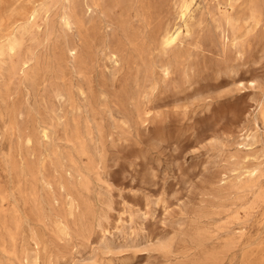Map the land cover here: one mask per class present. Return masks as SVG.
<instances>
[{"label":"rangeland","instance_id":"rangeland-1","mask_svg":"<svg viewBox=\"0 0 264 264\" xmlns=\"http://www.w3.org/2000/svg\"><path fill=\"white\" fill-rule=\"evenodd\" d=\"M0 264H264V0H0Z\"/></svg>","mask_w":264,"mask_h":264},{"label":"bare ground","instance_id":"bare-ground-1","mask_svg":"<svg viewBox=\"0 0 264 264\" xmlns=\"http://www.w3.org/2000/svg\"><path fill=\"white\" fill-rule=\"evenodd\" d=\"M189 7H190V3L186 4L185 9L182 13V17L184 18V21H186V16L188 14ZM180 34H181V26L179 25L166 29L163 33L164 43L166 44L174 43L179 38Z\"/></svg>","mask_w":264,"mask_h":264}]
</instances>
